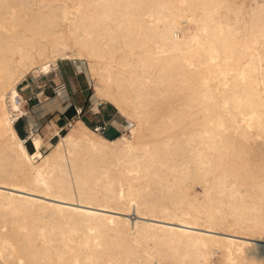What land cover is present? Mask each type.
<instances>
[{
    "label": "bare ground",
    "instance_id": "6f19581e",
    "mask_svg": "<svg viewBox=\"0 0 264 264\" xmlns=\"http://www.w3.org/2000/svg\"><path fill=\"white\" fill-rule=\"evenodd\" d=\"M64 62L121 133H18ZM0 207V264H264V0H0Z\"/></svg>",
    "mask_w": 264,
    "mask_h": 264
},
{
    "label": "crops",
    "instance_id": "0c3cea01",
    "mask_svg": "<svg viewBox=\"0 0 264 264\" xmlns=\"http://www.w3.org/2000/svg\"><path fill=\"white\" fill-rule=\"evenodd\" d=\"M65 64L66 63L60 64L59 70L61 72V75L55 79V82H57L63 78V80H65L68 83V88L66 90H64L60 95H56V96L49 95L48 96V98H51L52 100L47 102V105H48L47 106L48 107L47 113H50V112L52 114L56 113L55 117H51L52 119H50L49 122L55 120L54 122L57 123V125L59 127H61L63 125V123L65 122V119H66L65 115L62 112H64L70 104L84 105V104H87L88 102L91 101L94 109L93 110H87L84 117H83V120L87 124H89L90 126H92L95 123H101L104 121H109L111 126H110V129L107 132V134L108 135L117 134L118 133L117 129L118 128L122 129L123 125H125V123L127 122V117L124 116L123 114H121L119 111L118 112L114 111L113 107H110L106 104L103 106H98V102H94V96L90 97L88 92L86 93V91L88 90V82L79 77V74L80 73L82 74L83 70H77L76 67L71 66L72 64L71 65L66 64V65H69L70 67H72V73L69 74V73H66V71H65V67H66ZM22 92L27 94L26 91H22ZM88 97H90L89 101H88ZM64 102L67 105V106H65V108H63V106H62V104ZM59 109L61 111H59ZM69 110L70 109H68L67 113L69 112ZM72 112H73V107H72V110L67 115L72 114ZM62 119H63V122H60ZM29 121H30L31 129H32V127H35L37 125V123L40 124V122H41L44 125L47 122V121L46 122L44 121V115H41V114L40 115L37 114L36 116H35V114L30 115ZM23 123H24L23 129L18 128V126L15 125L16 129L20 135H21L22 131L25 132V130H26V121H23ZM52 129L56 130V126H52L51 130ZM55 135H53V136H55ZM21 136H25V135H21ZM48 141H50V140H48ZM45 144H46V142H45ZM32 146H33V143H32ZM33 149H34V146H33Z\"/></svg>",
    "mask_w": 264,
    "mask_h": 264
},
{
    "label": "built area",
    "instance_id": "2783aa9c",
    "mask_svg": "<svg viewBox=\"0 0 264 264\" xmlns=\"http://www.w3.org/2000/svg\"><path fill=\"white\" fill-rule=\"evenodd\" d=\"M54 75L58 76L57 74H54ZM66 87H67V82L63 79H60L57 82H55V81L53 82L52 79H50V78L48 81L44 80L39 85V88L28 93L26 106L28 107L30 112L34 113V111H35L34 107L36 105H40L42 103V99L40 97V94L42 95L44 93H47L49 88H51L52 92L54 94H56L59 90L66 88ZM15 98L18 102L21 100V97L19 94L16 95ZM98 106H103V103L99 102ZM70 107H73V112H72V114L67 115V111H68V109H70ZM93 109L94 108H93L91 101L88 102L87 104H84V105L70 104L68 106V108L64 112H62L65 115L66 121L61 126L60 130L63 131L64 129L69 128L70 126H72V124L77 119H83L87 110H93ZM10 115H11L12 121L15 122L16 125H18L19 122H21V121H26L25 135H30L32 133V129H31V127H30V125L26 119V116L24 114H22L21 110H13L12 109ZM110 126H111V124L109 121H104L101 123H95L91 127L97 132L107 134V132L110 129ZM40 127H41L40 124L37 123V125L35 126V129H40ZM117 130H118V132L122 131V129H120V128H118Z\"/></svg>",
    "mask_w": 264,
    "mask_h": 264
},
{
    "label": "rangeland",
    "instance_id": "374dc122",
    "mask_svg": "<svg viewBox=\"0 0 264 264\" xmlns=\"http://www.w3.org/2000/svg\"><path fill=\"white\" fill-rule=\"evenodd\" d=\"M180 35H182L183 36V33L182 32H178ZM65 63V62H64ZM66 65V64H65ZM83 67H84V69L86 70V64L85 63H83ZM84 69H82L83 71H84ZM65 71H66V73H72V67H70L69 65H66V67H65ZM84 74V73H83ZM58 76H56V75H54V74H52V75H49V78L50 79H52V81L54 82L55 81V79L57 78ZM88 78V77H87ZM63 79V78H62ZM47 80H49V79H47ZM42 82L44 81V79H42L41 80ZM29 83H30V81H28ZM87 82H88V90L86 91V93L88 92V94H89V96L91 97V96H93V89H92V82H91V80L90 79H88L87 80ZM91 87V88H90ZM27 88H28V84H27V82H25V83H23L22 85H21V91H26L27 90ZM47 94H49V95H51V96H54V94H53V92H52V89L51 88H49L48 89V91H47ZM27 96H28V93L26 94V97H25V99H23L22 101L23 102H25V100H27ZM90 97H88V101L90 100L89 98ZM65 103V102H64ZM62 104V106H63V108H65V106H67L66 105V103L65 104ZM110 105V103H103V105ZM110 107H113L114 108V111H116V112H118V110L114 107V106H110ZM72 110V107H70V110H69V112ZM59 111H61L60 109H59ZM68 112V113H69ZM67 113V114H68ZM33 114H41L40 113V111L38 112V113H33ZM55 114L56 113H54V114H52L51 112L50 113H44V121L46 122L44 125H46L49 121H50V119H52L51 117H55ZM42 120V119H41ZM66 120V119H65ZM55 121V120H54ZM60 122H63V119L60 121ZM44 125L40 122V130H42V128H44ZM23 126H24V123H23V121H21V122H19V124H18V128H21V129H23ZM122 130H124L123 129V127H122ZM52 131V133H53V135H55L56 134V130H54V129H52L51 130ZM126 131H128V130H126ZM65 132H67V130L66 129H64L63 131H62V133H65ZM122 132V131H121ZM121 132H118L117 134H119V133H121ZM25 134V132L24 131H22L21 132V135H24ZM117 134H115V135H117ZM105 135H107V136H109V137H112V136H115V135H108V134H105ZM57 136H53V138H52V140H50V141H48L49 139H46V144L44 145V147H43V151H48L52 146H53V143L57 140ZM28 146H29V148H30V150H32L33 149V146H32V143H31V141H29L28 142ZM195 190L197 191V192H200L201 194H203V192H204V189H203V187L201 186V185H196V188H195ZM202 191V192H201ZM0 210L4 213V215L5 216H7V217H12V214H13V208L12 207H9V208H2V207H0ZM6 211V212H5ZM11 213V214H10ZM132 217H134V216H136V215H134V214H132L131 215ZM212 258H214L213 260H215V261H219V259H220V255H219V253H215V254H213V256H212Z\"/></svg>",
    "mask_w": 264,
    "mask_h": 264
}]
</instances>
